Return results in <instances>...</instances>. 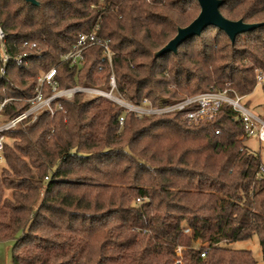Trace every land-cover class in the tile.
I'll list each match as a JSON object with an SVG mask.
<instances>
[{"label":"trees","instance_id":"1","mask_svg":"<svg viewBox=\"0 0 264 264\" xmlns=\"http://www.w3.org/2000/svg\"><path fill=\"white\" fill-rule=\"evenodd\" d=\"M35 1L0 0V125L29 108L53 67L58 89L109 91L113 77L116 96L155 108L209 92L246 98L264 76V0H223L225 19L261 24L233 43L208 27L157 58L197 17L195 0ZM92 31L111 63L98 45L75 67L62 62ZM52 107L2 133L0 242H13L12 264H257L230 247L252 237L264 262L262 162L230 106L194 124L196 105L136 117L74 94Z\"/></svg>","mask_w":264,"mask_h":264},{"label":"built area","instance_id":"2","mask_svg":"<svg viewBox=\"0 0 264 264\" xmlns=\"http://www.w3.org/2000/svg\"><path fill=\"white\" fill-rule=\"evenodd\" d=\"M93 45H98L102 47L104 57L107 59L108 63H111L112 53L108 48L107 42L96 41L95 31L89 34L79 35L75 45L72 50L61 57L62 62H66L70 67H75L81 64L84 60V53ZM0 58L4 65L8 61V56L6 50L3 46V34L0 31ZM18 64L21 63V57L16 58ZM56 68L53 67L46 73L42 74L37 83L36 95L28 101L29 108L23 112L21 115L13 120L8 121L0 125V168L4 165L5 161L1 155L2 145L4 136L3 132L15 128L18 124L24 120L31 118L34 120L39 113L48 112L53 115L54 108L53 103L60 99L70 100L74 94H83L87 98L102 97L109 100L111 103L118 107L123 108L126 112L134 114L136 117H142L146 115H163L170 114L174 112L183 111L186 107L196 105L195 111L189 112L185 115V119L189 124L198 123L199 121H209L213 119L216 112L221 105L226 104L235 111L243 124L244 134L247 138L257 137L260 143H264V122L254 116L245 106L240 104L243 99L238 96L229 97L226 92H209L202 93L192 97H187L177 103L167 105L164 107H153L150 102L144 99L141 106H135L129 102H122L120 99L113 96L115 90V82L113 77H111L109 86V91H103L96 88L88 87H69L65 89H58L56 82ZM264 81V76L258 74L256 86L261 85ZM51 87V93L48 96H44V87ZM5 102L0 103V111L3 108ZM123 118H120V123H122ZM218 133V132H216ZM258 175L264 177V166L260 165L258 170ZM188 230L184 232L187 233ZM181 249H177V257L180 258ZM204 257V254L201 255ZM179 260L176 264H179Z\"/></svg>","mask_w":264,"mask_h":264},{"label":"water","instance_id":"3","mask_svg":"<svg viewBox=\"0 0 264 264\" xmlns=\"http://www.w3.org/2000/svg\"><path fill=\"white\" fill-rule=\"evenodd\" d=\"M25 3L37 7L39 4L35 0H23ZM199 6L197 17L187 26L178 28L175 36L165 44L159 51L154 53L157 58L167 53L175 54L178 47L188 39L199 36L202 31L208 27H215L225 33L233 43L238 35L250 32L260 27L261 24H246L241 20L229 21L225 19L219 9L223 0H195Z\"/></svg>","mask_w":264,"mask_h":264},{"label":"rangeland","instance_id":"4","mask_svg":"<svg viewBox=\"0 0 264 264\" xmlns=\"http://www.w3.org/2000/svg\"><path fill=\"white\" fill-rule=\"evenodd\" d=\"M2 72L3 70L1 69V73ZM113 96L126 103V100L124 98L116 96L115 93L113 94ZM240 104L245 106L254 116L264 122V95L261 86L257 85L249 96L243 98L240 101ZM4 141H7L5 137L3 142ZM244 144L248 146V148L253 152V154L259 155L262 164H264V143H260L257 137H250L247 138ZM12 247L13 242L11 241L0 242V264H12ZM230 247L232 249L237 250H248L251 252L257 264H264L262 260L261 250L256 237H252L247 241L235 242L233 244H230Z\"/></svg>","mask_w":264,"mask_h":264},{"label":"crops","instance_id":"5","mask_svg":"<svg viewBox=\"0 0 264 264\" xmlns=\"http://www.w3.org/2000/svg\"><path fill=\"white\" fill-rule=\"evenodd\" d=\"M246 146V145H245ZM246 148L250 151V152H252L249 148H248V146H246ZM253 153V152H252ZM263 166H264V164H262Z\"/></svg>","mask_w":264,"mask_h":264}]
</instances>
